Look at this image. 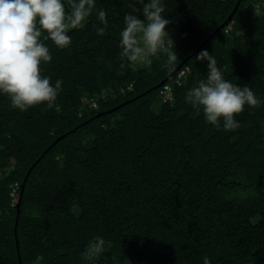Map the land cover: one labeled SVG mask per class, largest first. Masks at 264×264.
Wrapping results in <instances>:
<instances>
[{
	"label": "trees",
	"instance_id": "1",
	"mask_svg": "<svg viewBox=\"0 0 264 264\" xmlns=\"http://www.w3.org/2000/svg\"><path fill=\"white\" fill-rule=\"evenodd\" d=\"M163 2L176 33L171 70L163 56L121 57L134 0H94L70 47L45 41L52 61L42 75L63 81L54 106L21 112L0 96V264H88L96 236L111 241L98 264H264V103L225 132L185 101L206 77L202 50L264 101V0H240L205 44L239 0Z\"/></svg>",
	"mask_w": 264,
	"mask_h": 264
},
{
	"label": "clouds",
	"instance_id": "2",
	"mask_svg": "<svg viewBox=\"0 0 264 264\" xmlns=\"http://www.w3.org/2000/svg\"><path fill=\"white\" fill-rule=\"evenodd\" d=\"M143 4L137 14L135 0L132 13L124 17L120 32V55L131 65L151 64L152 58H166L165 67L171 70L178 60L175 44L168 27L163 0H139ZM69 15L64 0H0V96H6L13 109L26 112L35 105L54 106L63 81L42 75V64L50 63L52 55L45 41L51 40L58 48L70 47L73 28L89 15L94 0H71ZM87 5V6H86ZM98 19L107 30L106 13L100 11ZM197 61L206 62L204 79L190 88L185 97L197 114L217 129L235 132L241 128L236 116L245 108L259 107L262 101L248 86L234 84L225 78V73L216 57L202 50ZM57 111L59 107L56 106ZM221 122H223L221 124ZM111 247V241L96 236L88 242L83 257L88 264H98L101 256ZM203 264H211L207 256Z\"/></svg>",
	"mask_w": 264,
	"mask_h": 264
},
{
	"label": "water",
	"instance_id": "3",
	"mask_svg": "<svg viewBox=\"0 0 264 264\" xmlns=\"http://www.w3.org/2000/svg\"><path fill=\"white\" fill-rule=\"evenodd\" d=\"M239 3H240V0H239V2L237 3V5H236V7H235V9L233 10V12L231 13V15L229 16V18L224 22V23H222V25L204 42V44L205 43H207L217 32H219L220 30H222L223 28H225L228 24L227 23H229V21H231L232 20V17H233V15H234V13H235V11L237 10V8H238V6H239ZM184 63V62H183ZM182 63V64H183ZM182 64H180L173 72H172V74H171V76H173L174 74H176V73H178L180 70H181V68H182ZM167 80L168 79H166V80H164L163 82H161L158 86H156L154 89H158L160 86H164L165 84H166V82H167ZM113 111V110H112ZM107 113H111V111H109V112H107ZM99 115H97V117H98ZM64 137H66V136H62V137H60V138H58L56 141H55V143H57V142H59L60 140H62ZM54 143V144H55ZM31 171V170H30ZM30 171L27 173V175H26V177H25V179H24V182L22 183V185H21V187H20V194H19V199H18V201H17V204H16V210H17V216H16V219H15V234H16V228H17V222H18V215H19V213H20V205H21V199H22V196H23V192H24V188H25V184H26V181H27V179H28V176H29V174H30Z\"/></svg>",
	"mask_w": 264,
	"mask_h": 264
},
{
	"label": "built area",
	"instance_id": "4",
	"mask_svg": "<svg viewBox=\"0 0 264 264\" xmlns=\"http://www.w3.org/2000/svg\"><path fill=\"white\" fill-rule=\"evenodd\" d=\"M184 74V72H181L179 75H178V79L180 80L181 79V77H182V75ZM178 84H179V82H178ZM170 89H169V87L168 86H165L164 87V91L165 92H168Z\"/></svg>",
	"mask_w": 264,
	"mask_h": 264
},
{
	"label": "rangeland",
	"instance_id": "5",
	"mask_svg": "<svg viewBox=\"0 0 264 264\" xmlns=\"http://www.w3.org/2000/svg\"><path fill=\"white\" fill-rule=\"evenodd\" d=\"M175 34H176V33H172V34H170V35H171V37H174ZM167 94H168V93H167ZM153 111H156V112H157V107L154 106Z\"/></svg>",
	"mask_w": 264,
	"mask_h": 264
}]
</instances>
